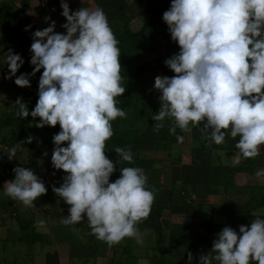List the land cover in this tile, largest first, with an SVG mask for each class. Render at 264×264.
<instances>
[{
	"label": "clouds",
	"instance_id": "obj_1",
	"mask_svg": "<svg viewBox=\"0 0 264 264\" xmlns=\"http://www.w3.org/2000/svg\"><path fill=\"white\" fill-rule=\"evenodd\" d=\"M61 7L67 32L54 31L52 21L32 34L31 73L16 75L25 60L11 48L0 55V64L10 69L6 78L15 76L21 87H31L29 77L43 69L31 116L36 127H61L53 136L52 164L67 173L61 186L53 185L70 205L62 222L75 225L86 214L92 234L112 245L138 236L136 225L149 216L155 194L138 166L120 168L122 175L110 182L116 167L105 154L106 141L114 135L112 121L127 114L117 106L116 98L126 89L119 41L106 13L99 7L73 11L67 0H61ZM163 20L180 50L165 60L177 75L155 78L154 88L161 92L160 110L153 115L155 130L165 126L166 118L174 120L172 134L177 127L187 132L190 125L203 122L209 144H223L226 135L239 137L233 165L259 156L264 145V0H171ZM22 101L15 102L16 114L25 118L29 108ZM26 139L31 143L34 137ZM184 139L177 135L178 142ZM3 151L14 159L17 149ZM115 151L120 162L134 161L131 146ZM13 172L15 178L5 182L4 193L25 206L48 191L32 169L17 166ZM256 175H264V170ZM253 214L250 227L239 226L242 235L225 226L209 253L200 255L199 264H264V218ZM193 261L188 252V264Z\"/></svg>",
	"mask_w": 264,
	"mask_h": 264
},
{
	"label": "rangeland",
	"instance_id": "obj_2",
	"mask_svg": "<svg viewBox=\"0 0 264 264\" xmlns=\"http://www.w3.org/2000/svg\"><path fill=\"white\" fill-rule=\"evenodd\" d=\"M28 1L31 5L29 18L21 22L15 18L23 10L20 0H0V6L3 2L6 6L8 2L14 5L9 16L4 17V12H0V55L9 48L13 49L22 55L26 72L31 73L35 67L30 63L32 34L37 29L49 27L52 21H56L54 31L66 34L67 30L62 27L66 17L61 14V0H51L44 6L39 0ZM67 2L73 11L83 7L102 8L113 32L115 23L125 21L128 14L132 30L141 32L138 63L129 71L121 67V75L129 83L130 94L121 95L117 106L123 107L127 115L118 117V122L114 120L112 125L114 131L140 130L142 145L136 155L133 154L134 161L127 162V166L144 169L148 177L147 186L155 194V212L150 211L149 216L136 225L138 236H126L112 245L92 234L86 214L78 224L63 226L62 221L69 215L70 205L53 191V185L61 186L67 173L63 169H55L52 164L53 136L61 131V127L59 123L36 127L31 116L39 98L38 85L43 69L29 77L33 82L32 89L37 92L30 97L31 87L16 85L15 76L6 78L10 69L6 64H0V264H162L159 242L169 263L188 264V252H191L193 264H199L200 255L209 253L217 234L225 226L233 227L242 235L239 226L250 227L256 218L253 213H260L264 218V196L259 198L258 207L248 213L237 207L250 203L251 186L264 188V175H256L257 171L264 170V145L260 147L259 156L242 159L240 164L233 165L239 137L226 135L223 144H209L201 130L203 122L199 126L190 125L187 132L177 127L176 134H172L169 128L174 125V120L166 118L161 133L170 135L171 139L159 138L153 115L160 110L158 98L161 92L154 88V82L156 76L177 75L165 60L180 50L163 20V13L170 8L171 0ZM151 15L154 22L142 31ZM5 20L16 22L17 32L13 28L7 29ZM28 25L31 28L25 30ZM17 99L28 105V117L17 116ZM40 119L36 117L35 121ZM177 135L185 137L182 143L177 141ZM29 136L34 137L31 143L26 139ZM68 143L64 142L63 146ZM14 147L16 156L9 159L3 150ZM105 154L116 167L110 177V182H114L122 175V162L115 149L106 148ZM17 166L32 169L48 189L32 206H25L4 193V184L15 178L13 169ZM233 166L242 169L237 170ZM85 222L87 226L81 228V238L78 237L79 241L72 248L61 244V237L79 235L77 226ZM159 223L163 230L157 235ZM65 230L67 235L63 233ZM54 249L57 254H53ZM214 264L218 262L214 261ZM250 264L259 262L250 261Z\"/></svg>",
	"mask_w": 264,
	"mask_h": 264
},
{
	"label": "trees",
	"instance_id": "obj_3",
	"mask_svg": "<svg viewBox=\"0 0 264 264\" xmlns=\"http://www.w3.org/2000/svg\"><path fill=\"white\" fill-rule=\"evenodd\" d=\"M20 2L23 6V8H22L23 10L19 15H16L15 18L17 20L23 22L24 19L26 20L29 18L28 10L30 9L31 5H30V2L28 0H20ZM146 7L147 6H145V9H146ZM13 10H14V5L10 2H8L7 6H6V2H3L2 5L0 6V12H2V11L4 12L2 14L4 17L9 16ZM120 10L122 12V8H120ZM154 19L155 18L153 17V15H151V17L148 18L147 22H145V24L142 28V31H144L146 29V27L148 28V26L154 22ZM130 20H131V16L126 14L125 15V21L118 20L115 23V31L113 32L119 41L118 47L121 50V56H120L121 65H122V67H124V70H126V71L131 70L138 63L137 61H138V57H139V52H140L141 46H142L141 41H140L141 36H139L141 32H134L132 30V28L130 26ZM1 21H3V19ZM5 21H6L5 23H6L7 29L13 28L15 30L14 32H17L18 28H16V26H15L16 22H12L10 20H5ZM22 73H27L24 64L18 70V76ZM125 78L123 77V79H122L123 81H121L122 86H124L126 89L123 94H128L130 91L129 90V83L126 82L127 80H125ZM30 81H31V86H32L33 82L31 79H30ZM31 89H32V87H31ZM35 91L36 90L31 91L29 96L33 97V95L37 93ZM35 96L37 97V95H35ZM116 99H117V101L121 100V96H118ZM16 108H17V106H16ZM117 119H115V120L118 122ZM21 128H22V126H20V129ZM156 132H158V136L161 140H170L171 139L170 135H162L161 129L159 131H156ZM141 143H142V135L140 133V130H135V131H133V130L120 131L119 130V131H114V135L106 141V148L115 149L116 147L127 148L128 146H131V150H132L133 154L136 155L135 153L138 152V148L141 147V145H142ZM120 165H121V167H126L127 162L122 161V164H120ZM233 167H237V170L242 169L239 166H233ZM245 169H248V168H245ZM226 177L228 178L229 176H226ZM249 190H250V194H251L250 203H246V204H242V205L237 206L238 210H240L241 212H244V213H248V212L254 210L255 208H257L259 198L264 196V193H262V191L264 190L263 187L251 186ZM155 208H156V206H155V203L153 202L151 205V212H155ZM162 230H163V225L161 223H159V226L156 230L157 235H160ZM159 244H160V242H159ZM159 244H158V248L161 251L162 264H171L166 260L167 254L164 252L163 247Z\"/></svg>",
	"mask_w": 264,
	"mask_h": 264
},
{
	"label": "crops",
	"instance_id": "obj_4",
	"mask_svg": "<svg viewBox=\"0 0 264 264\" xmlns=\"http://www.w3.org/2000/svg\"><path fill=\"white\" fill-rule=\"evenodd\" d=\"M29 11H30V9L28 10V14H29ZM50 223H52L53 224V222H49V224ZM60 223V222H59ZM59 225V224H58ZM63 226H67V225H64V224H62ZM50 226L51 227H53L51 224H50ZM85 226H87V224H86V222L85 223H83V225H78L77 227V229H79V230H76L77 231V233L79 234V235H70L69 237H67V238H65V237H61V239H60V242H61V244L62 245H65V247H67L68 249L69 248H72V245L74 244V243H76V242H78L79 241V238L78 237H80L81 235H82V233H81V228H84ZM64 234H66L67 235V231L65 230L64 232H63ZM81 238V237H80ZM74 240V241H73ZM58 247H60V245H58ZM60 250V249H59ZM53 251V254H57L58 253V251L57 250H52ZM113 261V260H112ZM111 261V262H112Z\"/></svg>",
	"mask_w": 264,
	"mask_h": 264
},
{
	"label": "built area",
	"instance_id": "obj_5",
	"mask_svg": "<svg viewBox=\"0 0 264 264\" xmlns=\"http://www.w3.org/2000/svg\"><path fill=\"white\" fill-rule=\"evenodd\" d=\"M51 0H39V2L41 3V5H47Z\"/></svg>",
	"mask_w": 264,
	"mask_h": 264
}]
</instances>
